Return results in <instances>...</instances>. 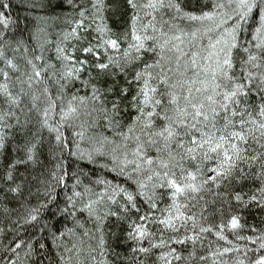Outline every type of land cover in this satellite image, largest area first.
<instances>
[{"label": "snow or ice", "instance_id": "snow-or-ice-1", "mask_svg": "<svg viewBox=\"0 0 264 264\" xmlns=\"http://www.w3.org/2000/svg\"><path fill=\"white\" fill-rule=\"evenodd\" d=\"M0 264H264V0H0Z\"/></svg>", "mask_w": 264, "mask_h": 264}, {"label": "trees", "instance_id": "trees-1", "mask_svg": "<svg viewBox=\"0 0 264 264\" xmlns=\"http://www.w3.org/2000/svg\"><path fill=\"white\" fill-rule=\"evenodd\" d=\"M48 31L51 32L52 35V39H55V33L59 30L60 28V22L59 21H50L48 24ZM23 170V169H21ZM62 199V197H61ZM53 211H55V209L53 208ZM45 219L48 220L50 222V224H54L57 228L61 227L64 224V221L60 219L59 216L52 218L51 212L46 213L45 215ZM71 223L68 222V227H71ZM89 227H91V224L88 225ZM119 251L123 252L125 251V249H119ZM112 257L109 256L107 257V260L111 261Z\"/></svg>", "mask_w": 264, "mask_h": 264}]
</instances>
